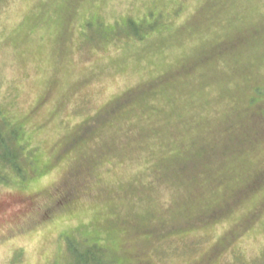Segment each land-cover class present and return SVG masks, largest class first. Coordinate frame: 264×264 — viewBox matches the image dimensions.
<instances>
[{"label": "rangeland", "instance_id": "1", "mask_svg": "<svg viewBox=\"0 0 264 264\" xmlns=\"http://www.w3.org/2000/svg\"><path fill=\"white\" fill-rule=\"evenodd\" d=\"M0 112V264H264V0H0Z\"/></svg>", "mask_w": 264, "mask_h": 264}, {"label": "trees", "instance_id": "2", "mask_svg": "<svg viewBox=\"0 0 264 264\" xmlns=\"http://www.w3.org/2000/svg\"><path fill=\"white\" fill-rule=\"evenodd\" d=\"M92 23H87L86 27ZM85 27V28H86ZM140 28V29H139ZM137 38H142L145 25L139 24ZM136 29V28H135ZM21 130L13 125L0 112V183L10 184L12 178L24 180L27 176L28 166L32 165L30 149L21 142ZM81 242V241H80ZM75 239L67 238L66 250L68 264H116L105 248L99 244L85 246ZM83 243V242H82ZM70 259L72 260L70 262ZM55 264V263H51Z\"/></svg>", "mask_w": 264, "mask_h": 264}]
</instances>
